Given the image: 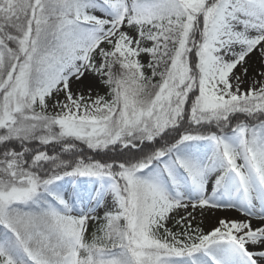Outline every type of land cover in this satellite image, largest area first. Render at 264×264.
Instances as JSON below:
<instances>
[{
	"label": "snow or ice",
	"instance_id": "obj_1",
	"mask_svg": "<svg viewBox=\"0 0 264 264\" xmlns=\"http://www.w3.org/2000/svg\"><path fill=\"white\" fill-rule=\"evenodd\" d=\"M253 54L264 0H0V264H264Z\"/></svg>",
	"mask_w": 264,
	"mask_h": 264
},
{
	"label": "rangeland",
	"instance_id": "obj_2",
	"mask_svg": "<svg viewBox=\"0 0 264 264\" xmlns=\"http://www.w3.org/2000/svg\"><path fill=\"white\" fill-rule=\"evenodd\" d=\"M248 82H250V77ZM89 84H91V86L93 87L94 93L99 92L100 94H104L106 92V89L103 87V85L99 84V82L94 79L85 81L84 85H82L81 87H85ZM247 86L248 83H245L244 87ZM219 211L220 210H208L203 215H201L199 211H197L195 213V220L193 221V223L200 226L205 231H210L217 224L218 219L229 218L227 214H224L223 212H219Z\"/></svg>",
	"mask_w": 264,
	"mask_h": 264
},
{
	"label": "bare ground",
	"instance_id": "obj_3",
	"mask_svg": "<svg viewBox=\"0 0 264 264\" xmlns=\"http://www.w3.org/2000/svg\"><path fill=\"white\" fill-rule=\"evenodd\" d=\"M262 63H264V61L261 60L260 56L258 54H253L249 61H248V65H249V77L251 78L253 75H255V73L260 70ZM219 212H223L224 214H227V216L229 218H237V219H243L242 216H240V214L238 212H236L235 210H220Z\"/></svg>",
	"mask_w": 264,
	"mask_h": 264
}]
</instances>
